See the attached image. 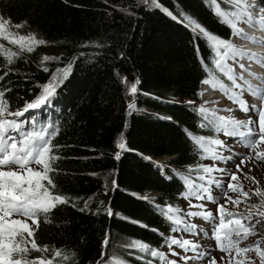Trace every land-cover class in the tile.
<instances>
[{
    "label": "trees",
    "instance_id": "16d2710c",
    "mask_svg": "<svg viewBox=\"0 0 264 264\" xmlns=\"http://www.w3.org/2000/svg\"><path fill=\"white\" fill-rule=\"evenodd\" d=\"M157 1L167 11L133 0H0L6 29L27 30L52 49L46 60L38 48L21 49L0 33V90L8 112H24L53 77L58 83L47 103L55 111L40 120L56 132L50 140L52 185L43 183L67 202L40 213L38 228L27 221L34 237L25 236L39 250L29 242L25 259L101 264L116 250L126 264H165L151 256L153 249L170 258L175 227L159 209L171 206L184 217L181 192L186 184L199 185L202 167H208L185 130L205 142L217 139L199 108L200 86L216 54L182 21L191 17L227 41L231 34L206 0ZM230 1L217 3L232 12ZM256 2L264 9V0ZM125 4L131 15L116 9ZM120 79L136 84L131 111ZM118 135L126 146L119 159Z\"/></svg>",
    "mask_w": 264,
    "mask_h": 264
},
{
    "label": "snow or ice",
    "instance_id": "6c2138e0",
    "mask_svg": "<svg viewBox=\"0 0 264 264\" xmlns=\"http://www.w3.org/2000/svg\"><path fill=\"white\" fill-rule=\"evenodd\" d=\"M144 3L150 4V6L154 7H161L157 0H144ZM206 3H208L210 9H212L216 15L220 17V22L222 24H227L232 29L234 34L242 35L241 30L236 27V22L240 19H245L246 22L252 24L254 27L258 25L262 30H264V17L254 20L247 11L246 0H231V3L234 4L237 9L232 12H226L221 9L217 0H206ZM162 10L167 11L166 9ZM167 14L170 16L172 15L171 12H167ZM173 19H176V17L173 16ZM182 22H185L186 26H189L194 33L198 32L199 35L195 38L204 39L207 46L215 52L217 57L215 64L219 71L224 73L227 79L232 82V89H240L241 85L236 84V78L232 74V69L227 66L224 61H226L229 57L235 59L239 56H249L252 58L255 54H248L236 49L229 41L210 33L202 25H200L198 21L192 19L191 17H184ZM8 23L9 21L0 19V33H3ZM16 27H20V25H17ZM26 39L28 41V51L33 50L34 44L44 43L43 40L35 41L33 37H20L22 42L20 45L21 49H24L25 43L23 42ZM15 42L16 41H13V43ZM221 49L224 50L223 54H221ZM13 55V53L8 54L9 63H11ZM45 59H47V57H45ZM241 67H243V65H241ZM2 78L3 77H0V79ZM241 79L243 78L241 77ZM202 82L212 84V78L210 77ZM245 84L248 85V91L250 94L260 99L262 101V105H264V90L260 88L254 89L247 81H245ZM57 86L58 83L56 77H53L52 83L45 85L44 92L41 97H39L36 102L27 104L24 111H28L31 108L38 107L41 103H45L48 97L55 94ZM212 87L215 89L216 84H212ZM136 90V84H133L131 88L132 93H135ZM220 90L223 91L233 103L238 104L242 111H249L247 102L244 101L242 96H240L237 92L229 90L222 82L220 83ZM128 107L131 111L134 108V104H129ZM252 110L257 112L259 116L258 130L250 126L255 123L251 118H249L247 123H244L242 121L224 117L217 118L221 122L218 125L219 129L222 130L225 135L243 137L248 146L254 147L256 144L264 142V106L256 108L255 105H253ZM200 111L202 114H206L208 112V110L204 108H201ZM5 114L19 117L23 115V112H8V102L4 99V92L0 90V264H37V261L25 259V256L29 251V248L26 247V245L29 242H31L32 249L39 250L34 239L29 241L25 236V234H27L28 238L34 237V230L27 221L31 220L32 225H36L38 228V215L40 213L46 214L55 208L57 204L67 202L61 196H53L43 183V181L47 180L48 184L52 185V180L48 176V173L52 170L50 163L54 161L56 157L50 155L52 151L50 147V140L56 132L49 131L47 127L36 129L35 126H33L31 130H26L23 122L6 119ZM205 118H207V116ZM241 127L246 128L247 131L241 132ZM185 131L194 144L203 147L204 137H196L188 130ZM12 133H15V135ZM211 143L222 146L223 142L213 140ZM118 147L123 150L126 146L121 141L118 143ZM212 156L215 158V153H212ZM116 158H120L119 152L116 153ZM255 158L257 160L264 159V154L257 153ZM33 163L40 165L41 170L38 171L30 167ZM241 163H243V160ZM12 166H15L16 170H4L5 168L11 169ZM157 167L161 169L163 173L164 166L158 164ZM214 170L215 169L213 168L202 167V171L206 174H210ZM240 170V166L237 165V171ZM166 178L171 179V177L167 176ZM199 179L203 180L204 177L201 176ZM238 179L239 178L236 174L231 175V181H237ZM209 183H213V181L209 180ZM215 183L218 187L220 186L219 181H216ZM186 187L189 191L187 193H182L185 199L193 195H196L198 199L204 198L198 193L191 191L192 185L190 183L186 184ZM227 188L232 192L239 190L244 197H248L249 195L247 192H244L242 188L238 189L234 186L232 182L227 184ZM202 191L204 193H208L209 189L203 188ZM224 195L228 200L237 206H239L242 202L240 199L232 200L231 197L227 196L226 192ZM208 199H211V196H208ZM198 207L203 206L200 205ZM159 211L165 218L177 226V228H173V231L178 230L179 226L184 223L182 218L178 215L179 209L168 206L166 208L159 209ZM217 211L220 214V223L218 226L213 225L212 235L214 236L219 250L221 252L229 253L235 249L237 255L254 250L259 257V264H264V249L260 247L261 241H257L254 248L252 246L245 248H239L237 246L241 240L246 239L250 233H253L255 225H252V227L249 228L242 223L243 219H251V213L248 217L236 218L239 214L231 212L225 213L224 205L218 206ZM108 214L113 215L111 211H109ZM225 214L230 217L227 222L224 219ZM188 215L209 220L213 214L208 212H192ZM260 215L264 216V213H260ZM257 223H259V221H257ZM194 228L195 225H185L184 231L191 232ZM221 232H224L223 238L221 236ZM233 233L240 239H231ZM241 233H243V235H241ZM205 234L207 235V233ZM104 244L107 246V239L104 241ZM168 244L169 247L176 245L177 247L182 248L185 252L193 251L197 253L196 257H181L185 261L194 258L202 259L205 256L204 252L198 250L200 246L197 243L187 239H170ZM132 246L143 252L149 251V246L139 241H133ZM150 254L152 257H159L162 261H165V264H176V261H167L165 255L157 250H151ZM56 255L59 256L60 252H57ZM173 255L178 254L174 252ZM220 259L222 260L223 257ZM38 264H45V262L40 260ZM48 264H51V261H49ZM112 264H123V262L113 261ZM208 264H217L216 257H212L211 260L208 261ZM229 264H231V262H229ZM236 264H244V261L238 260L236 261ZM248 264H255V261L249 259Z\"/></svg>",
    "mask_w": 264,
    "mask_h": 264
},
{
    "label": "rangeland",
    "instance_id": "374dc122",
    "mask_svg": "<svg viewBox=\"0 0 264 264\" xmlns=\"http://www.w3.org/2000/svg\"><path fill=\"white\" fill-rule=\"evenodd\" d=\"M133 2L136 5L143 6L147 9H154V8H158L161 10L163 9L162 7H154V6H150V4H145L144 0H133ZM252 2L253 0H250V3H246L248 12L250 10ZM228 6L231 8L232 11L237 10L235 8V5L232 4L231 1L229 2ZM116 9L124 15L132 14V11L129 9L127 4L122 5ZM230 30L232 31L231 28ZM2 34L4 37H7L8 40L16 41V43L20 45L22 43L20 40V37H25V38L33 37L35 41H39L38 38L34 34L24 29H6L5 28ZM228 41L230 42L231 45H233L232 44L233 41L231 38ZM23 43H25V45L27 46L28 44L27 39ZM33 47L38 48L41 51L44 59L45 57H47V59L51 58L52 49L48 45L43 44V43L34 44ZM120 81H121V84L124 90L126 106H127V109H129L128 107L129 104H134L135 98L138 95L137 90L135 93H132L131 91L132 85L135 83L126 82L123 79H120ZM52 96L48 97L47 101L43 103L44 106L40 108L41 111H44V110H49L50 112L55 111L54 109L47 107V105L49 104L48 102L50 101ZM206 97L207 96H204L203 91L200 87L199 108L200 109L204 108L208 110V112L204 114L205 117L207 116V118L205 119H208L211 116L216 117V118L228 117V114H226L225 112L212 107L211 102H206L205 100ZM5 117H8V115L5 114ZM216 140L222 141V139L219 136H217ZM121 141L123 142L122 135H118L115 140L116 153L122 150L118 147V143ZM228 143H231V142H228ZM259 147H262V148L259 149ZM257 153L264 154V146H260L259 144H256L255 150L252 152V155L250 157H246L242 159L243 163H241L242 161L241 160L235 166L236 171L234 174H236L239 179L237 181H232V183L238 189L242 188L244 192H247L249 194L248 197H244L241 194V192L238 190L235 194H232L230 197L232 198V200L240 199L242 202L239 204V206L233 204L230 200L225 201V204H224L231 213L239 214L240 217H248L249 214L251 213L250 220L243 219L242 221L248 223L250 225V228L252 227V225H255V228L253 229V233H251V236L249 237V239L240 248H245L249 246H252L254 248L256 242L261 241L260 247L264 249V216L260 215V213H264V159L257 160L255 158ZM203 164L206 165L207 163L203 162ZM237 165L240 166V169H241L240 171H237ZM36 166L37 164L30 165V167L32 168ZM4 170L6 171L16 170V168L15 166H12L11 169L5 168ZM180 204L184 212L188 210V207L186 206L183 200L180 202ZM14 218H18V217H14ZM257 221H259V223H257ZM176 237L177 235L173 236L174 239H176ZM174 252H175L174 248L169 250L170 256ZM221 257H223L222 260L220 259ZM216 259H217V264H229V262H231V264H236V261L238 260L244 261V264H248L249 259H251L252 261H255V264H259V257L257 256L254 250L249 251L247 253H243L241 255H237L236 251L231 252L229 254H225V255H217ZM113 261H122L123 264H126L124 260L118 255L116 250H111L108 253H105V259L103 260L102 264H112Z\"/></svg>",
    "mask_w": 264,
    "mask_h": 264
},
{
    "label": "bare ground",
    "instance_id": "6f19581e",
    "mask_svg": "<svg viewBox=\"0 0 264 264\" xmlns=\"http://www.w3.org/2000/svg\"><path fill=\"white\" fill-rule=\"evenodd\" d=\"M246 3H250V0H246ZM244 24H245V19H240V20H238L237 22H236V27L237 28H240L241 26H244ZM241 33H243L242 31H241ZM243 35H245L244 33H243ZM241 36V35H240ZM261 146V145H260ZM262 147H259V149H261Z\"/></svg>",
    "mask_w": 264,
    "mask_h": 264
}]
</instances>
